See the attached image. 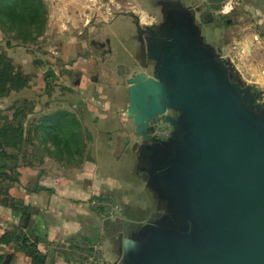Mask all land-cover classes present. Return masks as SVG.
I'll return each instance as SVG.
<instances>
[{
	"label": "water",
	"instance_id": "obj_1",
	"mask_svg": "<svg viewBox=\"0 0 264 264\" xmlns=\"http://www.w3.org/2000/svg\"><path fill=\"white\" fill-rule=\"evenodd\" d=\"M162 14L147 24L140 13L113 12L152 62L150 74L126 79L123 122L141 141L131 147L145 187L165 203L119 238L113 264H264V93L218 56L188 9L169 4ZM119 160L106 167L120 171Z\"/></svg>",
	"mask_w": 264,
	"mask_h": 264
},
{
	"label": "rangeland",
	"instance_id": "obj_2",
	"mask_svg": "<svg viewBox=\"0 0 264 264\" xmlns=\"http://www.w3.org/2000/svg\"><path fill=\"white\" fill-rule=\"evenodd\" d=\"M169 4L188 9L204 39L219 49L218 56L235 66L243 83L264 93V0H135L132 4L119 2L117 10L140 13L143 23L148 24L159 21L163 7ZM109 30L110 37L104 34L95 39V42H104L109 38V47L91 44L88 39L84 49L74 50L63 43L62 34H54L45 35L32 45L2 51L16 68L30 77L28 87L0 97V125L11 117L20 103L34 107L25 121L26 141L19 154L22 167L34 166L37 172L40 169L51 174L55 172L64 179L71 178L76 170L78 165L74 162L78 155L82 161L89 155L96 159L101 157L106 164L120 159L117 164L120 171L103 169H108L106 173H111L110 179H113L111 184L116 182L118 187L107 188L105 185L110 179L105 176L102 181L96 179V185L100 186L97 190L101 191L97 196H89L94 207L86 205L83 212L74 216V219H82L81 229L76 235L73 233L74 237L67 235L58 245L44 246V251H40L45 256L44 264H53L59 257L69 264H113L119 258V238L153 222L165 207V203L144 185L146 175L139 170L136 149L131 147L133 140L137 144L141 141L132 134L130 120L125 118L123 123H118L110 112L118 104L117 115L124 118L126 79L138 71L150 74L152 62L146 58L145 45L138 42L129 20L117 18ZM111 98V102L105 103ZM61 112H66L67 124L72 126L68 130L65 122H61L65 116ZM99 118L105 123L97 124ZM70 137L76 142L72 162H68L69 153L65 151ZM122 158H126L128 164ZM37 174L25 178L27 187H23L20 179L14 182L0 177V187L8 189L6 196V192L0 190V208L16 212L15 217L8 216L4 222L0 220L2 234L10 232L11 237L0 264H14L23 232L31 240H42L35 232L38 228L33 226L34 219L30 220L35 214L17 198L22 187L28 190L36 184ZM123 185H129L124 192ZM25 216L28 220L24 225ZM37 219L35 223L40 227ZM88 225L91 228H87ZM36 246L39 249L38 244Z\"/></svg>",
	"mask_w": 264,
	"mask_h": 264
},
{
	"label": "crops",
	"instance_id": "obj_3",
	"mask_svg": "<svg viewBox=\"0 0 264 264\" xmlns=\"http://www.w3.org/2000/svg\"><path fill=\"white\" fill-rule=\"evenodd\" d=\"M43 2L47 10V21L43 34L38 37L36 42L45 35L62 34L63 43L68 48L72 46L74 50L77 48L82 50L85 48L88 39L92 43L95 39L98 40L97 37L100 35L106 34L108 36L109 29L117 17L113 16V12L117 11L119 2L132 4L135 0H43ZM6 40L7 37L0 28V51L32 45H20L17 41L11 40V46L7 47ZM83 85H87V80ZM112 88L113 90L116 89L115 86ZM111 100L112 98L107 99L105 103L111 102ZM118 108L119 105L116 104L110 112L113 113L115 121L123 123V118L117 115ZM101 123H105V121L101 122V118H99L97 124ZM108 123H111L110 120ZM106 166L111 167V163L106 164V161L89 155L76 167V170H72L71 178L64 177V179H61L59 174L55 172L51 174L42 169L37 172L34 166L19 167V179L23 187H27L25 185L26 177L29 178V176L38 173L35 177L36 184L33 187H28V190L22 187L17 198L24 202V207H28L35 214V217L30 219H34L33 226L36 225L38 228L35 232L45 237L37 243L40 251H44V246L58 245L59 241L65 240L67 235L72 236L73 233L76 235L81 229L80 221L82 219L79 217L74 219V216L83 212L86 205L87 207H94L91 206L90 200L93 196L99 195V191H101L97 190L100 189V186L96 185V179L102 178L101 173ZM13 189L16 190V188ZM88 197L90 199L87 200ZM8 216L15 217L16 212L13 213L10 209L6 210V208L1 207L0 220L4 222L9 218ZM36 219L37 221L40 220V227L35 223ZM1 235L2 229L0 228V237ZM5 248L7 245L0 243V258ZM14 259V264H30V259L20 250L15 251ZM46 260H48L47 257ZM53 264L69 263L64 258L59 257Z\"/></svg>",
	"mask_w": 264,
	"mask_h": 264
},
{
	"label": "trees",
	"instance_id": "obj_4",
	"mask_svg": "<svg viewBox=\"0 0 264 264\" xmlns=\"http://www.w3.org/2000/svg\"><path fill=\"white\" fill-rule=\"evenodd\" d=\"M47 21V10L43 0H0V28L8 34L6 46H11V40L17 41L20 45L33 44L37 41L45 29ZM30 77L21 69L16 68L8 55L0 51V97L7 96L11 92H19L23 88L29 86ZM34 107L20 103L12 112L9 119H6L0 125V177L10 179L17 182L20 176V152L25 144V121L29 114H32ZM64 119L65 129L68 130L72 126L68 125L66 112ZM28 130V129H27ZM69 146L65 149L68 159L72 162L75 158L76 150L74 145L76 142L73 138L68 140ZM78 154V153H77ZM78 157L74 164L79 165L82 162ZM62 158L61 156L59 157ZM65 161L64 159H61ZM11 164H7V163ZM1 179V178H0ZM1 192L7 190L0 187ZM5 197L3 202H5ZM26 215V214H24ZM28 215V214H27ZM43 239V235H40ZM31 240L27 233L23 232L19 239L20 245L18 250L22 251L25 256L30 259V264H44L45 256L37 249V241ZM42 241V240H41ZM11 242L10 232H4L0 237V243L8 245Z\"/></svg>",
	"mask_w": 264,
	"mask_h": 264
},
{
	"label": "flooded vegetation",
	"instance_id": "obj_5",
	"mask_svg": "<svg viewBox=\"0 0 264 264\" xmlns=\"http://www.w3.org/2000/svg\"><path fill=\"white\" fill-rule=\"evenodd\" d=\"M98 46H100V45L98 44ZM102 47H104V46H102ZM117 76H118V75H117ZM120 133H121V132H119V134H120ZM88 226H90V225H88ZM88 226H87V228H89ZM90 228H91V227H90Z\"/></svg>",
	"mask_w": 264,
	"mask_h": 264
}]
</instances>
